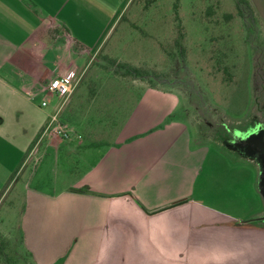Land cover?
Wrapping results in <instances>:
<instances>
[{
    "label": "crops",
    "instance_id": "0c3cea01",
    "mask_svg": "<svg viewBox=\"0 0 264 264\" xmlns=\"http://www.w3.org/2000/svg\"><path fill=\"white\" fill-rule=\"evenodd\" d=\"M132 1L0 0V208L14 190L0 238L10 226L32 264H264V224L255 223L264 215V152L253 161L226 148L239 162L212 155L220 153L208 146L222 145L197 141L175 93L135 95L118 126L102 127L106 142L85 134L100 131L93 110L78 137L37 141L58 104L43 87L84 71ZM73 53L89 55L84 68ZM242 162L251 170L235 167ZM36 177L56 179L40 189Z\"/></svg>",
    "mask_w": 264,
    "mask_h": 264
},
{
    "label": "rangeland",
    "instance_id": "374dc122",
    "mask_svg": "<svg viewBox=\"0 0 264 264\" xmlns=\"http://www.w3.org/2000/svg\"><path fill=\"white\" fill-rule=\"evenodd\" d=\"M73 56L79 69L86 66L89 55ZM56 57L51 52L50 61ZM108 60L137 68L146 76L144 80L121 77L110 68ZM149 87L178 95V111L197 133V141L222 145L208 146L211 153L222 156L212 155L239 162V156L232 155L228 148L253 161L263 158L264 0H133L124 9L118 29L108 35L85 67L78 87L64 105H68L64 113V108L57 112V104L37 141L41 144L46 139H71L77 134L80 119L93 110L90 121L100 120L94 123L101 126H97L100 131L85 134L106 142L105 133H100L102 127L118 126L135 107V95ZM121 94L130 97L119 107L114 100ZM77 95L78 99L72 101ZM102 113L104 118L99 117ZM60 129L68 132V139L62 138ZM37 148V154L28 158L29 168L42 153L41 145ZM227 164L230 167L232 163ZM235 167L251 170L245 162ZM52 179L56 177H36L32 186L44 189ZM243 181L246 187L250 178L243 177ZM263 190L264 186L260 188L264 199ZM13 191L2 200L0 217L9 207ZM255 223L264 224V215ZM1 232L8 236L0 238V264H32L20 250L19 241L11 237V227Z\"/></svg>",
    "mask_w": 264,
    "mask_h": 264
},
{
    "label": "built area",
    "instance_id": "2783aa9c",
    "mask_svg": "<svg viewBox=\"0 0 264 264\" xmlns=\"http://www.w3.org/2000/svg\"><path fill=\"white\" fill-rule=\"evenodd\" d=\"M76 69H72L67 74L63 76H57L48 81L45 87H43V91L50 96L57 98L58 107L57 112L64 107L68 99L73 95L78 84L83 76V71L78 72ZM77 73V74H76ZM47 102L43 100L42 107H46ZM48 130V129H47ZM59 133L62 135V138L68 139L69 135L68 132L64 131L63 129L58 130ZM75 136L78 137L77 134Z\"/></svg>",
    "mask_w": 264,
    "mask_h": 264
},
{
    "label": "trees",
    "instance_id": "16d2710c",
    "mask_svg": "<svg viewBox=\"0 0 264 264\" xmlns=\"http://www.w3.org/2000/svg\"><path fill=\"white\" fill-rule=\"evenodd\" d=\"M107 64L121 77L130 76L133 80H144L146 76L145 73L127 64H116L110 60L107 61Z\"/></svg>",
    "mask_w": 264,
    "mask_h": 264
},
{
    "label": "water",
    "instance_id": "95a60500",
    "mask_svg": "<svg viewBox=\"0 0 264 264\" xmlns=\"http://www.w3.org/2000/svg\"><path fill=\"white\" fill-rule=\"evenodd\" d=\"M263 174H264V168H263ZM260 186H261V188H263V186H264V177L261 178Z\"/></svg>",
    "mask_w": 264,
    "mask_h": 264
}]
</instances>
